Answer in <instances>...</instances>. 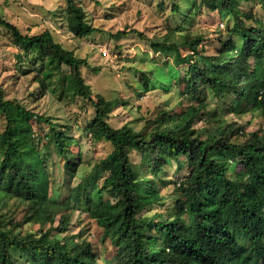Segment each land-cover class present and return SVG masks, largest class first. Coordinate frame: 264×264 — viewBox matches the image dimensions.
<instances>
[{"label":"trees","instance_id":"trees-1","mask_svg":"<svg viewBox=\"0 0 264 264\" xmlns=\"http://www.w3.org/2000/svg\"><path fill=\"white\" fill-rule=\"evenodd\" d=\"M243 1L172 4V12L183 18L192 11L201 13L204 4L228 10L231 34L219 38L211 54L202 35L184 37L190 51L175 50L176 61L186 65L177 83L195 101L179 111H161L147 132L128 123H110L114 102L85 81L81 67L89 65L86 58L56 41L49 29L23 32L0 16L25 53L35 52L41 61L48 58L58 67L70 66L66 91L94 106L87 124L91 138L112 145L95 165L106 174L97 198L82 182L69 197L76 204L87 202L89 215L103 228V240H110L115 251L111 258L103 257L82 234L70 235L69 206L57 208L59 199L52 194L51 159L62 160L64 176L74 175L82 161L81 152L70 150L77 140L50 116L8 98L0 83V203L14 198L25 202L26 222L55 221L61 214L55 233L16 231L21 223L11 222L7 228L0 220V264H264V121L250 132L237 120L223 117L208 121L205 128L195 126L208 106L206 89L219 96L236 94V113L260 111L264 117V0H254L263 9L259 15L243 9ZM66 10L69 28L77 36L97 30L75 0H67ZM144 75V89L149 90L153 80ZM35 122L40 127L48 124L50 131L37 135ZM244 132L240 139L238 134ZM173 162L186 163L188 173L176 180L178 194L172 205L160 210L165 198L159 181Z\"/></svg>","mask_w":264,"mask_h":264},{"label":"rangeland","instance_id":"rangeland-1","mask_svg":"<svg viewBox=\"0 0 264 264\" xmlns=\"http://www.w3.org/2000/svg\"><path fill=\"white\" fill-rule=\"evenodd\" d=\"M75 2L85 10L86 20L97 27L94 33L77 36L70 30L67 0H0V16L23 32L35 34L49 29L56 41L86 58L89 65H82V75L95 93L114 102L109 114V121L114 127L128 123L136 130L147 132L161 111H179L182 106L194 102L195 99L184 94L183 88L177 83L186 65L176 61V48L186 54L190 49L183 44L184 37L199 34L206 42V53H215L220 45L219 38L231 34L232 18L228 10H213L211 6L204 4L201 13L192 11L188 18L176 16L172 12L173 3L191 4L193 0ZM242 8L253 9L257 15L263 13L261 5L254 0H244ZM121 30L125 33L117 36ZM103 49H107V55L102 53ZM20 52L23 54L22 58L18 57ZM36 54L25 53L0 22V83L6 96L16 98L39 114L50 116L77 140L71 144L70 150L74 154H82V161H78L80 163L76 172L67 177L62 173V160L59 157L51 159L52 194L60 202L57 208L69 206L67 214L70 215V235L82 234L81 238L92 242L103 257L111 258L115 253L114 248L110 240H103V228L89 215L87 202L83 200L76 204L69 194L78 182H82L90 196L98 197L97 190L102 186L106 172L95 169V165L110 152L112 145L105 140H92L87 124L94 114V106L81 96H73L66 91L68 87L64 78L70 72V66L63 64L58 67L56 62L48 58L41 61ZM143 74L144 78L153 80L149 90L144 89ZM40 78L46 82V87ZM205 95L208 106L203 118L196 122L195 126L198 128H205L208 121L223 117L237 120L245 132H250L259 128L264 121L260 111L236 113V94L219 96L206 89ZM2 121L0 116V125ZM34 127L39 136L50 131L46 123L40 127L35 122ZM245 132L238 134L240 139ZM40 150L42 153L46 152L42 143ZM187 173L186 163L179 166L177 162H173L167 166L166 175L159 181L165 198L164 204L158 206L160 210L172 205L178 194L176 180ZM0 214L2 224L7 228L13 222L21 223L19 226L15 225L16 231L53 230L54 233L61 216L59 213L55 221L26 222L28 206L16 198L8 200L7 204L2 201Z\"/></svg>","mask_w":264,"mask_h":264},{"label":"built area","instance_id":"built-area-1","mask_svg":"<svg viewBox=\"0 0 264 264\" xmlns=\"http://www.w3.org/2000/svg\"><path fill=\"white\" fill-rule=\"evenodd\" d=\"M102 53H103L104 55H107V49H103V50H102Z\"/></svg>","mask_w":264,"mask_h":264},{"label":"bare ground","instance_id":"bare-ground-1","mask_svg":"<svg viewBox=\"0 0 264 264\" xmlns=\"http://www.w3.org/2000/svg\"><path fill=\"white\" fill-rule=\"evenodd\" d=\"M214 64V63H213ZM217 64V63H216ZM201 84V83H200ZM194 87V86H193ZM195 88V87H194ZM191 101V100H190ZM187 102V101H186Z\"/></svg>","mask_w":264,"mask_h":264}]
</instances>
